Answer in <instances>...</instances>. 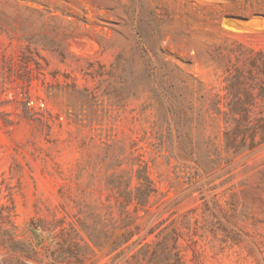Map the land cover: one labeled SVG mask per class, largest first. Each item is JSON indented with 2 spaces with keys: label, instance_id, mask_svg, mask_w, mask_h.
<instances>
[{
  "label": "rangeland",
  "instance_id": "obj_1",
  "mask_svg": "<svg viewBox=\"0 0 264 264\" xmlns=\"http://www.w3.org/2000/svg\"><path fill=\"white\" fill-rule=\"evenodd\" d=\"M0 264H264V0H0Z\"/></svg>",
  "mask_w": 264,
  "mask_h": 264
}]
</instances>
